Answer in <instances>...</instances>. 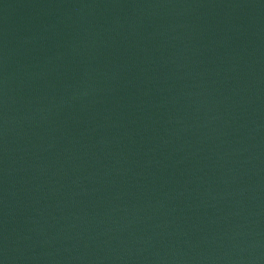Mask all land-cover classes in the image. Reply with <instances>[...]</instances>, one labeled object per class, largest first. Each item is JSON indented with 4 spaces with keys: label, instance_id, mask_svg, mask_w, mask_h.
Instances as JSON below:
<instances>
[{
    "label": "water",
    "instance_id": "obj_1",
    "mask_svg": "<svg viewBox=\"0 0 264 264\" xmlns=\"http://www.w3.org/2000/svg\"><path fill=\"white\" fill-rule=\"evenodd\" d=\"M0 264H264V0H0Z\"/></svg>",
    "mask_w": 264,
    "mask_h": 264
}]
</instances>
